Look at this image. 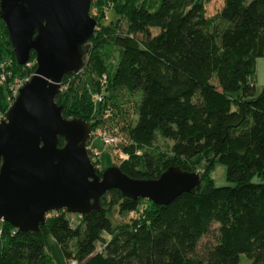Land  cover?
<instances>
[{
  "label": "trees",
  "instance_id": "1",
  "mask_svg": "<svg viewBox=\"0 0 264 264\" xmlns=\"http://www.w3.org/2000/svg\"><path fill=\"white\" fill-rule=\"evenodd\" d=\"M211 1L92 0L100 22L109 5L117 21L94 31L84 65L65 74L57 95L65 116H82L93 129L106 121L121 137L126 156L118 165L130 176L156 178L180 165L199 171L201 188L169 203L111 188L100 208L51 211L37 232L2 220L0 264H54L47 251L51 235L67 261L81 264H241L243 253L249 264H264V87L255 94L253 83L257 59L264 56V0H217L210 12ZM119 17L126 21L121 30ZM111 47L119 49L115 63ZM26 64L17 60L0 15L4 113L14 101L11 82ZM122 90L138 100L119 126L117 115L128 111ZM94 92L104 100L95 101ZM88 149L91 154L94 147ZM91 157L102 173L98 155ZM216 161L227 165L235 184L215 183ZM255 175L263 180L254 181Z\"/></svg>",
  "mask_w": 264,
  "mask_h": 264
},
{
  "label": "water",
  "instance_id": "2",
  "mask_svg": "<svg viewBox=\"0 0 264 264\" xmlns=\"http://www.w3.org/2000/svg\"><path fill=\"white\" fill-rule=\"evenodd\" d=\"M0 5L17 60L27 63L34 49L37 62L0 121V219L37 232L51 211L100 208L111 188L156 203L201 188L199 171L180 165L156 178H134L118 164L99 173L87 145L93 123L64 115L57 95L65 74L85 63L84 44L98 23L92 0H0Z\"/></svg>",
  "mask_w": 264,
  "mask_h": 264
},
{
  "label": "rangeland",
  "instance_id": "3",
  "mask_svg": "<svg viewBox=\"0 0 264 264\" xmlns=\"http://www.w3.org/2000/svg\"><path fill=\"white\" fill-rule=\"evenodd\" d=\"M221 2H224V0H221ZM217 0H213L210 2L209 6V11L212 12L216 7H217ZM99 9L97 7L91 8V13L95 16V14L99 13ZM117 14L113 10L112 5L106 6L104 9V17L102 18L101 22L98 19L97 26L95 30L103 28L104 25H109L112 21H115L117 19ZM120 18V17H119ZM117 21V20H116ZM115 23H113L114 26ZM126 24V21L123 17L120 18L119 24H118V30H121ZM92 46L91 41H88L84 44L85 47V53H84V60L87 58V50L90 49ZM110 53L112 55L111 57V62L115 63L118 56H119V49L115 47L114 49L111 47L110 48ZM30 63L26 64L27 67L24 70V74L20 75H15L14 79L11 82V88L13 89L12 94L13 96L12 99L14 100L16 97V86L20 82L21 79H24L26 77H31V75L34 73L32 70L35 62H36V57L33 59H30ZM93 76H97L96 73H93ZM86 78L93 83V78L91 73L86 74ZM255 84V94H259L261 90L264 87V56H261L257 59L256 63V71L254 74V82ZM94 86V85H93ZM120 96L123 95L122 99L125 101L126 105L124 106L126 108L127 114L126 115H117V123L120 126V124H124L127 121V117H129L131 114H134L135 110V104L138 100V96H134L132 98L128 97L126 94L124 95V91L119 92ZM110 106H106L105 111L103 112V116H106L107 110L109 109ZM129 112V113H128ZM104 123H100L98 127L93 129L92 135L90 140L88 141V146L91 145L94 147L95 150H98V158H99V166L101 169H105L109 166H112L114 164H119L120 159L123 158L122 154V148L120 145L117 144H106L104 142V139L102 136H100L97 132L100 128H107V123L106 121H103ZM120 138V137H119ZM159 145L162 148H167L168 143L164 139H161L159 142ZM90 152V151H89ZM92 156H95L93 151H91ZM212 176L215 180V183L217 185H223V184H235V181L230 180L227 176V165L223 163L222 161H216L214 168L212 169ZM254 181H261L263 180L261 177L258 175H255L253 177ZM71 213V212H70ZM70 217L75 219V221H78V216L77 214H70ZM0 223L2 221L0 220ZM73 246H75V243L73 242ZM47 251H51L53 253V257H55L54 264H56V260L60 264H81L82 262L79 261L78 263L75 262H70L67 261L65 253L63 251L62 246L59 244V242L51 235L48 237V246H47ZM249 260L247 259V256L245 253L241 254V264H249Z\"/></svg>",
  "mask_w": 264,
  "mask_h": 264
},
{
  "label": "built area",
  "instance_id": "4",
  "mask_svg": "<svg viewBox=\"0 0 264 264\" xmlns=\"http://www.w3.org/2000/svg\"><path fill=\"white\" fill-rule=\"evenodd\" d=\"M28 63H30L29 61H28ZM2 78L3 79H5L6 78V74L5 73H3L2 74ZM30 77H26V78H24V79H21L20 80V82L17 84V86H16V95H17V93H18V90H19V87L20 86H22L24 83H25V81H27L28 79H29ZM105 78H106V76H105ZM106 80L105 79H103V81L102 82H105ZM63 89V88H62ZM93 98L95 99V101H103L104 100V96H103V94L102 93H100V92H94L93 93ZM109 109H110V107H109ZM7 113V112H6ZM6 113H4L3 111H1L0 110V121L2 120V119H4V118H6ZM107 114L108 113H106V116H107ZM93 132V131H92ZM100 136H102L103 137V139H104V142L106 143V144H117L118 145V143L121 141V137L120 136H118L117 134H115V133H113L108 127L107 128H100L99 130H98V132H97ZM120 137V138H119ZM89 147H91V145H89L88 146V148ZM93 153L95 154V157H94V159H96V155H98L99 154V152H98V150H93ZM122 156L124 157V156H126V154L124 153V152H122ZM93 159V158H92ZM97 166H98V164H97ZM1 221L3 220V219H0ZM2 236H3V227H2V225H1V223H0V241H1V239H2ZM73 262H75V263H77V261L76 260H73Z\"/></svg>",
  "mask_w": 264,
  "mask_h": 264
}]
</instances>
